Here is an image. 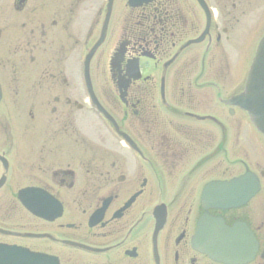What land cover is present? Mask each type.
Returning <instances> with one entry per match:
<instances>
[{
	"label": "flooded vegetation",
	"instance_id": "1",
	"mask_svg": "<svg viewBox=\"0 0 264 264\" xmlns=\"http://www.w3.org/2000/svg\"><path fill=\"white\" fill-rule=\"evenodd\" d=\"M263 37L264 0H0V256L264 264V154L228 148L217 104L248 115L207 72ZM249 172L254 196L206 207L209 182ZM207 213L234 228L232 261L201 250Z\"/></svg>",
	"mask_w": 264,
	"mask_h": 264
},
{
	"label": "water",
	"instance_id": "2",
	"mask_svg": "<svg viewBox=\"0 0 264 264\" xmlns=\"http://www.w3.org/2000/svg\"><path fill=\"white\" fill-rule=\"evenodd\" d=\"M227 103H234L246 109L256 127L264 134V39L258 48L256 57L250 69L246 92L229 102L227 101ZM243 179L244 180L240 179L230 183H212L208 187L206 194L211 197H213L214 194H223L224 196L228 194L234 195V192L232 191H234L235 186L239 185L241 180L243 181L242 183L245 184L246 178ZM257 187L258 186L254 181L252 190L249 191L250 194L245 193L243 197L244 199L240 198L241 200H236V198H232V196H229V199H227L226 196L222 198V205L226 207L228 205L235 206L237 204H241V202H244L247 199L248 195L251 196L257 191ZM236 194L237 192H235V195ZM214 203V205L218 206L217 200L214 201ZM221 226V221L210 216L204 217L201 221V244L204 246H202V248L216 258L222 254L219 251V248L215 245V242L217 241L216 233L223 235L222 241L228 243V245L232 243L231 234L233 233V229ZM230 249L231 246L228 249L224 248L227 254L222 255L226 257V259L230 258ZM21 258L22 257H15L11 255L6 257L2 256L1 259L4 261L0 264H22L21 261H18Z\"/></svg>",
	"mask_w": 264,
	"mask_h": 264
},
{
	"label": "rangeland",
	"instance_id": "3",
	"mask_svg": "<svg viewBox=\"0 0 264 264\" xmlns=\"http://www.w3.org/2000/svg\"><path fill=\"white\" fill-rule=\"evenodd\" d=\"M94 8H96V5H94ZM246 34L249 35V37H252V33ZM253 36L255 37L256 33H253ZM255 50V46H238L236 48H228L226 56L224 57L225 59L223 57H220L219 60H216L214 66L211 65L212 67L208 68V73L212 71H214L212 72L213 74L217 73L216 76H213V78L220 75V77H217L219 78L217 79V82L221 84L223 88V95L225 96V98L230 97L236 90L235 85L240 83V81L244 79V76L242 77V74H245L246 76L248 68L250 67V60L253 54H255ZM231 74L233 80L231 79ZM208 96L209 95L207 94V92L201 90V100H204V104H207L206 99ZM201 105L203 106V104ZM216 107L217 109L215 110V113H217L222 118V120L229 125V128L227 129V136L229 138L228 148H238L240 150L249 144L251 146L250 149L253 157L262 156L264 154V138L260 134H258L255 129L253 130L250 126H248V124L246 123L248 117L245 116L244 118L241 114L232 117L228 111V108H226L224 105H220V108L217 104ZM202 111L206 112L205 110ZM241 118L244 119V122L242 124L240 123V120H242ZM218 138H222L221 131L218 134ZM239 138L241 139L240 143L237 142ZM219 158L221 159L222 164L226 166L224 163L226 161L225 153H221Z\"/></svg>",
	"mask_w": 264,
	"mask_h": 264
}]
</instances>
